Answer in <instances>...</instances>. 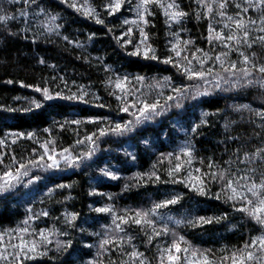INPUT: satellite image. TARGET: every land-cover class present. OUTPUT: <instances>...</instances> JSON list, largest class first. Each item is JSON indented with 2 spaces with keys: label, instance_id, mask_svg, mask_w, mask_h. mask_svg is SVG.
<instances>
[{
  "label": "trees",
  "instance_id": "1",
  "mask_svg": "<svg viewBox=\"0 0 264 264\" xmlns=\"http://www.w3.org/2000/svg\"><path fill=\"white\" fill-rule=\"evenodd\" d=\"M173 2L187 15L180 23L167 24L160 3ZM72 3L77 7L70 6ZM85 3L96 10L103 23L77 10ZM236 3L246 6L242 0H232L228 15L231 10L238 11ZM108 4L109 0H35L29 7L24 0H0V8L4 9L0 14L16 17L0 22V140L4 141L0 144V177L8 170L16 174L21 163L26 165L19 170L18 180H12L11 188L0 190V245L25 241L35 247L31 253L17 246L9 257L0 258V264H140L139 259L128 255L133 251L143 254L145 264H181L187 255L195 260L194 264H201L205 254L212 264H232L233 253L244 249L252 238L264 235V224L237 210L241 202L226 200L223 195L217 199L221 182L207 181L204 195L192 185L198 187V178L204 173L230 167L233 171L240 169L238 175H249L260 182L264 160L239 163L238 158L243 160L246 153L251 155L264 148V119L255 114L264 112V88L222 85L217 89L203 81L188 80L181 69L162 62L171 56L183 64L184 56L190 59L197 49L209 52L212 47L207 40L210 18L203 15L196 0L150 3L147 12L140 13L148 23L138 15L137 29L121 19L127 0L121 4L120 12L112 15ZM22 11L28 15L22 16ZM241 15L245 20H257V25L249 26L253 38L262 35L257 31L258 11L250 9ZM215 26L220 30L223 24ZM224 31L227 33V29ZM122 33L143 41L158 59L131 55L130 47L122 39L117 40ZM184 41L191 43L185 45ZM173 44L178 51L186 49L181 51V57L172 51ZM243 49L256 62L264 63V44L256 42ZM216 51L226 49L213 48L211 54ZM194 62L192 67L198 69L199 64ZM125 76L129 81L123 89H116L114 82L120 78L119 82L124 83ZM136 77L144 80L138 83ZM171 85L199 87L201 91L208 88L209 94L195 99L189 94L178 102L167 100V96L174 95ZM36 88H48L54 96L58 92L68 96L82 89L88 93L87 103L59 97L45 100ZM124 93L123 101L117 99ZM137 98L159 100L160 105L167 101L168 106L124 135H105L95 145L85 140L93 133L99 136L100 128L134 123L140 115L137 109L142 107L140 103L131 107ZM34 100L41 107L36 108ZM123 107H129V111H121ZM174 118L193 120L184 134H177L171 125ZM178 137L185 140L192 153L190 163L181 150L168 145ZM142 138L154 142L151 149L139 142ZM78 140L84 142L77 144ZM126 142L135 147L130 159L118 150ZM41 145L48 148L51 159L44 155L45 147ZM64 149L69 151L65 153ZM89 149H94L91 158L75 163L69 158L86 156ZM53 162L58 166L49 168ZM178 163L181 170L170 176ZM209 163L214 166L209 168ZM111 164L116 165V179L99 178L98 169ZM249 168L256 171L249 172ZM24 184L49 186L50 191L23 203L20 196ZM175 197L180 198L179 202L166 207L181 214L180 223L158 221L151 214L155 205ZM98 208H110L112 216L108 211L97 212ZM136 213H149L152 223H135L143 219ZM200 217L212 218V222L200 223ZM104 239L110 242L101 247ZM174 242L187 252H177L172 247ZM5 248L0 253L7 256ZM249 250L256 254L259 251ZM193 252L197 255L193 256ZM169 254L179 259L169 261Z\"/></svg>",
  "mask_w": 264,
  "mask_h": 264
},
{
  "label": "snow or ice",
  "instance_id": "2",
  "mask_svg": "<svg viewBox=\"0 0 264 264\" xmlns=\"http://www.w3.org/2000/svg\"><path fill=\"white\" fill-rule=\"evenodd\" d=\"M9 3L14 2V0H8ZM124 2V0H109V4L106 6L109 11V15L114 14L116 11H119L121 8V4ZM157 2V0H141L140 5L138 7H143L144 11L147 12V6L150 3ZM232 0H196V3L199 6L200 10H203V15L207 18H210V23L208 27V37L207 40L209 42V45L212 46L209 49V52H204L202 49H197L195 53L191 54V59L188 58V56H184L182 59L184 60V63L182 64L179 60H174L171 56L164 59L162 62L165 64L172 63L175 67L182 70V74L188 79V80H199L203 81L206 85H211L212 87H215L217 89L221 88L222 85H230L231 87H246L249 85H258L262 88H264V63H258L255 61L253 57H250L249 55H246L243 51H239V49L243 46H246L248 48H251L252 45L256 42H259L261 44H264V0H242L243 4L246 6L242 7L241 3H236L235 7L238 9V11L235 13V15H228L227 9L230 5ZM24 3L26 6H31L32 4H35V0H24ZM70 6L77 7L75 3H72ZM163 7V5H161ZM168 9H172L171 12L168 11ZM250 9L256 10L260 13L259 16V26L257 28V31L262 33V35H259L255 38H253L250 34V25L255 26L257 25V20L252 19L249 17L247 20L243 18L241 15L242 13L247 14ZM77 10H81L80 8H77ZM4 9L0 8V13H3ZM86 15L89 16H95L97 23H103V20L99 18L97 13L94 9H89L86 13ZM149 15L151 13H148ZM22 16H27L28 13L26 11L21 12ZM138 15H140L138 13ZM165 15L168 17L169 20H171L174 23H180L182 22L183 18L187 15V13L181 11L179 9V6L177 4L169 3L167 5V8L165 10ZM215 17H219V20H215ZM197 18H201L200 11L197 12ZM16 19L13 15L8 14H0V22L7 23L9 20ZM51 19L54 21L56 17H51ZM140 19L143 20L145 24L148 23L147 20L144 19L143 15H140ZM125 24L129 23V21L125 20ZM132 23H136L133 21ZM217 24H223V27L220 28V30H217L216 26ZM234 26V27H233ZM224 29H228L227 33H225ZM52 29H49L51 31ZM131 29H129V32ZM127 35V33H125ZM141 35L145 37L143 30L141 29ZM177 35V34H174ZM67 39V38H66ZM121 37H117L118 42L121 40ZM130 40L124 41L125 44L130 43ZM143 43V41H141ZM179 43V41H178ZM185 45L191 43V41H184ZM220 48V49H226V51H216L214 55L211 54L213 51V48ZM177 45H172V51H175L176 57H181V51H186V49H183L181 51L176 50ZM232 51H238L239 52V59L238 60H230L229 59V53ZM197 53H200L201 55H197ZM131 55H138L139 54V46H137V51L130 53ZM144 56L146 59H153L156 60L158 57L154 54V50L150 47H146ZM193 61H195L197 64H199V68H193L192 64ZM43 62V61H42ZM208 65L207 67H205ZM217 67L219 68V71L217 70ZM255 73H259V76H255ZM211 78V79H209ZM118 82L116 84L117 88H124V84H126L129 81V78L125 76L123 78L124 83H120V78H117ZM144 80L143 77H136V81L142 82ZM168 78H165V82H167ZM11 83V81H9ZM24 86V85H22ZM67 86V85H66ZM171 91L174 93V95L167 96V100H176L177 102L183 98L186 95L191 94L192 98L195 99L202 95H208L209 89L205 88L203 91L200 90L199 87L195 88H189L186 86H177V85H171ZM38 92H42V95L45 100H52L54 98H62L67 100H78L80 102L87 103L85 100V96L88 95L87 92L81 90H78L77 92L72 93L68 96H63L61 93H56L55 96L49 92L48 88H36L35 89ZM124 95L126 93L122 94L121 96H118L117 99H120L121 101L124 100ZM98 99V97H97ZM32 103L35 105L36 108L41 107V104L39 101H32ZM136 103L142 104V107H139L137 111L140 115H138L134 121L126 122L125 124L121 125L119 123L115 124L114 127H109L107 129L100 128L99 129V136L96 135V133L87 135L85 137V140L93 145H95L96 140H98L100 137H103L108 134H116V135H124L125 133L132 130L134 125H139L145 121L151 120L154 116L160 115L162 110L165 109L167 105V101H165L164 105H160L159 100H156L155 102H148L146 100H140L137 98L136 101L131 105V107H135ZM100 107H103L104 105H99ZM177 106H179V103H177ZM247 107V106H242ZM31 109H26V111H30ZM239 110V109H236ZM121 111L128 112L129 107H123ZM257 116L264 119V112H256ZM204 116H207L208 113H204ZM95 123L96 121H90ZM71 123H81V121H72ZM201 123H205L204 120L201 121ZM63 127V125H61ZM199 127V126H197ZM227 127V125H226ZM193 132L196 131V128L192 129ZM29 136L32 134L29 133ZM83 140H78L77 144L83 143ZM4 141L0 140V144H3ZM42 147H45V153L44 155H49V150L45 145H41ZM65 153H67L69 150L64 149ZM181 152L184 156H187L189 158V163L191 162L192 153L189 150V147L185 146L181 149ZM94 153V149H89L86 156L81 157H69L73 163L77 162L81 159L91 158V156ZM44 155L40 156V159H44ZM169 156L172 155V153L168 154ZM51 155H49V159H51ZM179 159V157H177ZM264 160V148L257 149L256 152L252 153L251 155L245 154L243 160H239V163H244L246 161L252 162L255 160ZM13 161L15 162V158H13ZM2 162V161H0ZM237 161H233L232 163H236ZM54 166H58L55 162L52 164H49L48 167L52 168ZM214 165L212 163H209V168H212ZM26 168V165L23 163L20 164L19 169H17L16 174H14L11 170L5 171L3 173V177H0V180H3V184H0V190H4L5 187L11 188L13 186L12 180L16 179L18 180V174L20 169ZM181 170V164H177L175 169L169 172V175H173L175 172H179ZM103 175L110 176L112 179H116V176L114 173L108 171V170H102ZM197 172L200 170L197 169ZM240 169H236L233 171L230 168L218 170L215 172L210 173H204L202 178H198L199 180V186L192 185V187L198 191L201 195L207 194V187L206 182L212 181V182H221L222 191L221 193H218L216 198L219 199L221 195H223L226 200L231 201H239L241 202V207L237 210L247 213L250 217L255 219L258 223L264 224V173H261V180L259 183H256L255 180L249 176V175H238ZM249 172H255L256 169L249 168ZM24 175H27V171L24 172ZM154 175V173H153ZM189 176H191V173H189ZM8 178V179H4ZM156 180L159 181V177L156 176ZM175 182V181H174ZM183 182V181H180ZM63 187V186H61ZM251 197V198H250ZM179 197H175L170 200H166L161 204L155 205L154 209L152 210L151 214H155V210L159 209L161 207H166L168 205L176 204L179 202ZM97 212H106L111 211L110 208H98L95 209ZM47 212H44L43 215H47ZM137 217H143V219H136L135 223L137 224H150L152 223L151 220L148 219L149 213H136ZM72 219H75V216L73 215ZM121 219L122 223H125L126 221ZM200 223H211L212 218H199ZM175 223L179 224L180 221H175ZM116 228L121 230L120 224L116 225ZM27 229H23L22 231H26ZM166 231V228H165ZM156 235H159L160 233H155ZM44 235L43 230L41 231V236ZM183 238L181 237V240ZM149 240H151V237H149ZM108 239H104L102 241L101 247L104 245L109 244ZM70 243V242H69ZM16 247V246H13ZM21 250H23L24 245L21 244L19 246ZM172 247L176 249L177 252L185 251L187 252V249H181L179 246V243L174 242ZM256 248L259 250L261 255H256L254 251H250L249 249ZM35 250V247L32 249ZM169 253L171 252V249L167 250ZM20 253H17V256H19ZM132 259H139L140 264H145L143 260V254L137 253L133 251L132 253L128 254ZM197 253L193 252V256H196ZM169 261L175 262L179 259L177 256H173L169 254L168 256ZM225 259H228L227 257ZM232 264H249V262L255 261L256 264H264V235H261L259 237H255L251 239V242L245 245L244 249L239 250L237 253H233L231 257ZM201 264H212L209 257L205 254L203 255V259L201 261Z\"/></svg>",
  "mask_w": 264,
  "mask_h": 264
},
{
  "label": "rangeland",
  "instance_id": "3",
  "mask_svg": "<svg viewBox=\"0 0 264 264\" xmlns=\"http://www.w3.org/2000/svg\"><path fill=\"white\" fill-rule=\"evenodd\" d=\"M127 3H128L127 7L124 9L125 13L122 14L121 19H122L123 23H124L125 20L129 21V23H127V24H130V25H132L134 27V29H137V26H138L137 25L138 24V13L140 14L141 12L144 11L143 7H138V5H140V3H141V0H134V2H131V0H127ZM168 4L160 3V6L163 5V7L161 6V9H162V13H163V15L165 17L166 23L167 24H173L174 22L169 20L168 17L165 15V10H166ZM147 8H148V6H147ZM80 9H81L82 12L86 13L89 9H94V8L89 6L88 4H86V5H82V6L80 5ZM120 9H119V11H116L114 14L119 13ZM108 11H110V9H108ZM168 11L171 12L172 9H168ZM95 12H96V10H95ZM235 13L236 12L234 10H231L229 15H235ZM92 17L95 18V16H92ZM133 21H135L136 23H132ZM227 31H228V29H227ZM121 35H122L121 38H122L123 43L126 40H130L131 41L130 43H127V44L124 43L125 45H128L130 47L131 51H133V52L137 51V46H139V54L144 56V52H145V49H146L147 46L144 45L141 42V40H137L135 38L132 39V38H130L131 37L130 35H128V34L125 35V33H122ZM243 50H244L243 47H241L239 49V51H243ZM229 59L230 60H238L239 59V52L236 51V54L229 53ZM117 82L118 81L114 82V87L116 89L120 90V88L116 87ZM192 120H193V118H191L189 120H183V119H180V118H174L171 121V125L174 128V133L184 134L186 132L188 126L192 122ZM139 142L143 146H145V147H147L149 149H151L150 148L151 145L154 144V142L151 139H149V138H142V139L139 140ZM168 145L171 148H176L178 150H181L187 144H186L184 139L178 137V138H175V140H171L170 142H168ZM118 150L123 152L130 159V158H132V156H133V154L135 152V147H134V145L132 143L126 142L122 147L118 148ZM102 170H108V171L114 173L115 176H116V173H117L116 165H114V164H111V165H108V166L107 165H103V166H101L98 169L99 178L101 176V179H110L111 178L110 176L103 175V171ZM99 178H97V179H99ZM49 191H50L49 186L43 187V188H37L34 185L24 184L23 185V191H22V194L20 196V199L23 201V203H25V202L33 200V198L35 196L45 194V193H47ZM105 205H106V207H109L108 203H106ZM108 214H109V216H112L111 211H108ZM262 215H264V214H262ZM154 216H155V218L158 221H166V222H171V223H175V221H180V219H181V214L177 210H175L173 208H170V207H162L160 210H155ZM21 244L24 245V248L29 249V251L31 253H33V250H32L33 246L29 245L25 241L13 242V243L7 242V243H2L0 245V250L3 247H6L5 249L8 250V254H7V256H4V253L2 252V253H0V258L4 259V258L9 257L13 253V251L16 250L17 246L19 247ZM13 246H16V247H13ZM256 255L259 256V255H261V253L258 251ZM194 263H195V260L190 255H187L184 258V260H183V262L181 264H194ZM249 264H256V262L252 261V262H249Z\"/></svg>",
  "mask_w": 264,
  "mask_h": 264
}]
</instances>
